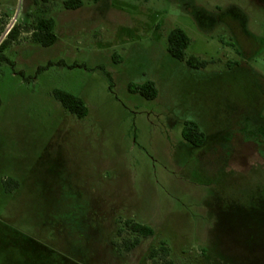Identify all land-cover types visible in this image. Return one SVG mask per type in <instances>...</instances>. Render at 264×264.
Masks as SVG:
<instances>
[{
    "label": "rangeland",
    "instance_id": "obj_1",
    "mask_svg": "<svg viewBox=\"0 0 264 264\" xmlns=\"http://www.w3.org/2000/svg\"><path fill=\"white\" fill-rule=\"evenodd\" d=\"M64 1L0 0V33L19 27L15 66L0 61V264H152L161 241L173 264H264V0ZM41 17L46 47L28 32ZM176 27L206 66L168 53ZM146 81L154 99L128 90ZM125 220L155 233L117 250Z\"/></svg>",
    "mask_w": 264,
    "mask_h": 264
},
{
    "label": "trees",
    "instance_id": "obj_2",
    "mask_svg": "<svg viewBox=\"0 0 264 264\" xmlns=\"http://www.w3.org/2000/svg\"><path fill=\"white\" fill-rule=\"evenodd\" d=\"M63 5L66 9H76L82 5V0H65ZM28 32L30 33V40L33 43L41 46H50L57 40L55 33V19L53 17H41L35 20ZM19 34V27L14 25L12 30L9 32L7 38L0 44V61L9 64L12 68L15 63L3 54V51L7 48L11 41H14ZM190 44V37L181 28H173L167 34V51L175 59L185 62V64L193 69H199L206 66L209 62L200 60L192 55H186V48ZM114 58V55H113ZM51 65V62H47L45 65L39 66L36 69V74L46 69ZM23 76L22 71L17 72ZM128 90L132 93H139L145 99H154L157 96V89L154 82L146 81L141 85L128 84ZM52 94L61 105L71 114H74L77 118H83L87 115V107L84 101L72 93L64 90L54 89ZM255 136H262L263 131ZM182 137L192 144L193 146L199 147L206 142V134L199 128V126L193 121H185L182 126ZM263 137V136H262ZM18 187L16 180H6L5 189L6 191H12ZM124 230L132 235V237L122 238L120 242H114L117 250L129 252L134 249L140 242L141 237L152 236L155 231L151 226L133 221L125 220L123 223ZM123 230H118L117 233L120 236ZM170 248L168 245L161 241L158 246L152 247L148 253V258L152 264H173L169 260Z\"/></svg>",
    "mask_w": 264,
    "mask_h": 264
},
{
    "label": "built area",
    "instance_id": "obj_3",
    "mask_svg": "<svg viewBox=\"0 0 264 264\" xmlns=\"http://www.w3.org/2000/svg\"><path fill=\"white\" fill-rule=\"evenodd\" d=\"M16 23V15L12 16L9 21L6 23L2 32L0 33V44L7 38L9 32L12 30Z\"/></svg>",
    "mask_w": 264,
    "mask_h": 264
}]
</instances>
